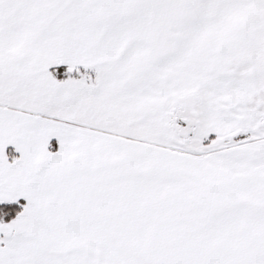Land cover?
I'll return each mask as SVG.
<instances>
[{"label":"snow or ice","instance_id":"snow-or-ice-1","mask_svg":"<svg viewBox=\"0 0 264 264\" xmlns=\"http://www.w3.org/2000/svg\"><path fill=\"white\" fill-rule=\"evenodd\" d=\"M0 264H264V0H0Z\"/></svg>","mask_w":264,"mask_h":264}]
</instances>
